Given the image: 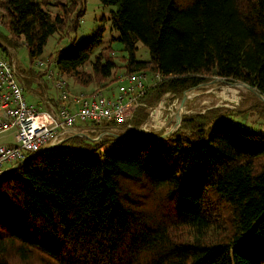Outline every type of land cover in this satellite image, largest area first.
Here are the masks:
<instances>
[{
  "label": "trees",
  "instance_id": "trees-1",
  "mask_svg": "<svg viewBox=\"0 0 264 264\" xmlns=\"http://www.w3.org/2000/svg\"><path fill=\"white\" fill-rule=\"evenodd\" d=\"M99 1L114 7L113 40L126 52L121 74L162 76L141 103L154 105L166 91L182 96L214 77L264 96V0ZM53 2L54 16L44 8ZM84 4L0 0V22L35 58L49 36L78 25ZM103 31L58 51L50 61L57 72L80 87L113 89L119 76L111 47H100ZM138 42L146 59L137 58ZM6 44L0 53L10 59ZM148 113L137 106L132 124ZM214 116L184 114L168 137L118 139L125 143L102 153L113 135L91 143L70 136V148L29 157L0 179V264H264V134L211 125Z\"/></svg>",
  "mask_w": 264,
  "mask_h": 264
},
{
  "label": "built area",
  "instance_id": "built-area-1",
  "mask_svg": "<svg viewBox=\"0 0 264 264\" xmlns=\"http://www.w3.org/2000/svg\"><path fill=\"white\" fill-rule=\"evenodd\" d=\"M14 62L13 57L7 59L0 53V135L13 129L16 140L0 143V173L6 166L23 164L34 152L47 147H61L70 136L89 138L87 135L97 132L102 124L105 130L92 136V140L99 141L113 134L111 132H119L124 137L129 130L145 134L173 132L167 131L172 127L173 119H176L175 130L181 121L180 112L182 116L191 113L190 103L196 95L192 90L185 91L183 96L186 98L182 102L175 93L166 91L156 105L146 107L149 109L146 119L138 126L133 125V112L141 104L138 97L162 80V76L145 71L131 72L120 74L117 88L113 87L108 92L99 89L90 94L72 95L64 83L57 82L58 87H63L57 107L51 106L38 113L37 108L29 105L24 97ZM36 64L42 66L44 62ZM47 71L52 74L50 68ZM186 100L188 104H185Z\"/></svg>",
  "mask_w": 264,
  "mask_h": 264
},
{
  "label": "rangeland",
  "instance_id": "rangeland-1",
  "mask_svg": "<svg viewBox=\"0 0 264 264\" xmlns=\"http://www.w3.org/2000/svg\"><path fill=\"white\" fill-rule=\"evenodd\" d=\"M59 1L64 2L65 0ZM192 1L193 0H176V4L178 7H186L190 5ZM44 8L48 10L49 13L53 16L60 12L55 2ZM112 9H114L113 6L103 5L99 0H85L84 13L80 16L78 25H76L75 27L69 26L63 29L61 32H56L53 35L49 36L43 48L42 54L35 58H31L29 56L28 49L22 42V38L19 37V42H16V37H12L13 35L8 27L4 26L0 22V37L6 41L8 45L7 47L12 52V54L4 50V48L1 46L2 51L6 55L14 57L18 79L20 78L21 80L22 88L25 87V89H27L25 90V92L23 91L27 100H31V98H29L28 96H33L32 94H34V96H48L50 103L53 104L54 100H52L51 98L57 93L54 90V86H49L51 85V83L49 82L53 79V77H55L56 81L67 84L66 88L72 95L77 93L90 94L96 90L102 89L100 88L101 86L99 84L88 87H80L73 80V78L69 76V74L58 73L54 65L50 62L53 61V58L58 51L63 50V48L68 47L72 43L77 44L82 41H87L89 37L93 35V33L99 28L104 29L102 35L103 40L100 47L106 45H109L111 47V51L114 55V60L116 63V75L119 76L122 73V56L126 54V52L122 49L121 43L117 39L113 40V37H116L117 34L113 30L111 21L109 19L110 11ZM137 48V58L146 59L148 57V53L141 42L137 43ZM95 49V51L91 55V59L93 58L95 53L99 51L100 48ZM37 61L44 62V64L42 66L38 65L36 64ZM47 68H51L53 70L52 74L47 71ZM85 69H89L88 64L85 65ZM43 76H47L48 79L45 80ZM41 78L43 79L42 81L40 80ZM228 83L235 82H231L219 77H214L210 81L199 84V86L187 89L186 91L192 90L196 94L194 96V101L190 103L192 111L189 114L195 115L204 114L207 112L211 115V113H215V116L210 122L211 125H215L217 123L236 124L250 131H256L264 134V115L262 116L260 114L261 110L264 108V101L257 97L244 84L242 85V83L240 84L239 82H237L236 84H232L231 86L228 85ZM111 85L114 88H117V79L113 81ZM224 89L226 91H224ZM146 92L143 95H145ZM165 93L166 92L161 95L158 102L162 99V96ZM175 95L182 100L183 95L181 96L177 93H175ZM141 97L142 96L138 97L139 103H141ZM233 97L237 98L235 99ZM158 102H156L154 105H156ZM186 103L188 104L187 100L185 101V104ZM251 103L256 104H254L253 107L248 108ZM138 106L147 107L148 105L141 103ZM37 109L36 111L38 113H42L43 111H46V109L48 110L49 107L42 106L41 109ZM134 113L135 110L133 112V115ZM179 123L180 121L178 122V126ZM171 124L172 127L167 131H174L173 129L176 124V119H173ZM178 126L176 127V129L178 128ZM104 130L105 128H98L97 132L89 133L88 135L94 136ZM111 133L118 134L119 132ZM85 139L87 141H90L88 143L94 141L91 139V137ZM13 141L14 136L10 131H7L4 134L0 135V143H12ZM124 143V141L120 140L107 141L103 146L99 148V150L96 151V153H102L104 150H112L118 148ZM61 148L70 147L63 145ZM49 149L53 150L58 148L51 147Z\"/></svg>",
  "mask_w": 264,
  "mask_h": 264
},
{
  "label": "crops",
  "instance_id": "crops-1",
  "mask_svg": "<svg viewBox=\"0 0 264 264\" xmlns=\"http://www.w3.org/2000/svg\"><path fill=\"white\" fill-rule=\"evenodd\" d=\"M0 43L1 44H6L4 41H3V39L0 37ZM7 45V44H6ZM44 77V79L46 80V79H48L47 78V76H43ZM41 81L43 80L42 78L40 79ZM42 83V82H41ZM49 83H51V85H49ZM48 83V85L49 86H55L56 85V80H55V77H53V79L52 80H50V82ZM44 86H45V84H44ZM56 87V86H55ZM55 87H54V90H55ZM25 90H27V89H25V87H24V92H25ZM56 91V90H55ZM56 92H58V91H56ZM33 96H28L29 98H31V100H27L26 99V97H25V93H24V97H25V99H26V101H27V103L29 104V105H32V106H34V107H36V108H40L41 109V107L43 106V107H46V106H48L49 108H50V106L52 105L51 103H50V100H49V98H48V96H34V94H32ZM57 98H58V93H56V95H54L51 99L52 100H54V102L55 103H57ZM252 104V103H251ZM250 104V105H251ZM249 105V106H250ZM248 107V106H247ZM98 128H104V124H102V125H99L98 126ZM10 132H12V134H13V136H14V130L13 129H10L9 130ZM8 131V132H9ZM110 135H113L115 138H116V140H118V139H124L123 137H120V135H119V133L118 134H110ZM135 135H137V136H140V137H142V135H145L144 133L143 134H138V133H136V132H132L131 133V139H135ZM88 137H92V136H90V135H87ZM77 137H79V136H77ZM117 137H119V138H117ZM128 137H130V136H128ZM16 140H15V137H14V141L13 142H15Z\"/></svg>",
  "mask_w": 264,
  "mask_h": 264
},
{
  "label": "water",
  "instance_id": "water-1",
  "mask_svg": "<svg viewBox=\"0 0 264 264\" xmlns=\"http://www.w3.org/2000/svg\"><path fill=\"white\" fill-rule=\"evenodd\" d=\"M231 82H233V81H231ZM237 82H235V83H230V84H236ZM240 84H241V82H239ZM229 84V83H228ZM244 83H242V85H243ZM248 89H250L257 97H259L260 99H262L263 101H264V96L261 94V93H259L256 89H254V88H251V87H249L248 85H246V84H244ZM185 98H186V96H183L182 97V102L185 100ZM180 119L182 118V112H180ZM179 122V121H178ZM132 132H136V131H134V130H129L128 131V133H127V136H124L123 138L124 139H127V140H132L131 139V137H128V136H130L131 135V133ZM136 133H138V134H143L142 132H136ZM172 132H164V133H162L161 135H157V136H155V137H147V138H144V139H162V138H165V137H168L170 134H171ZM145 134V133H144ZM120 135V134H119ZM120 137H122L121 135H120ZM117 138H119V137H117ZM137 139H142V138H137ZM46 149H48V147L47 148H44L43 150H40V151H37V152H34V153H32V154H30V156H28V158L29 157H31V156H33V155H38L39 153H41L42 151H44V150H46ZM27 158V159H28ZM21 164H18V163H16V164H14V165H9V166H6V168H4L3 169V171L0 173V179L1 178H3V177H5V176H7L8 174H10L14 169H16L17 167H19Z\"/></svg>",
  "mask_w": 264,
  "mask_h": 264
},
{
  "label": "bare ground",
  "instance_id": "bare-ground-1",
  "mask_svg": "<svg viewBox=\"0 0 264 264\" xmlns=\"http://www.w3.org/2000/svg\"><path fill=\"white\" fill-rule=\"evenodd\" d=\"M233 98H235V99H236L237 97H233Z\"/></svg>",
  "mask_w": 264,
  "mask_h": 264
}]
</instances>
